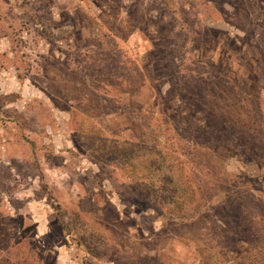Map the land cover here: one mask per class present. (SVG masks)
Returning <instances> with one entry per match:
<instances>
[{
	"label": "rangeland",
	"instance_id": "obj_1",
	"mask_svg": "<svg viewBox=\"0 0 264 264\" xmlns=\"http://www.w3.org/2000/svg\"><path fill=\"white\" fill-rule=\"evenodd\" d=\"M0 264H264V0H0Z\"/></svg>",
	"mask_w": 264,
	"mask_h": 264
},
{
	"label": "trees",
	"instance_id": "obj_2",
	"mask_svg": "<svg viewBox=\"0 0 264 264\" xmlns=\"http://www.w3.org/2000/svg\"><path fill=\"white\" fill-rule=\"evenodd\" d=\"M125 158L127 160L126 164L132 163L130 157L126 156ZM148 167L151 171L154 170L153 165L151 166V164H149ZM75 232L82 245L86 248L88 254L92 257L101 258L110 254L111 245L109 242L101 233L88 226L84 220H77L75 224Z\"/></svg>",
	"mask_w": 264,
	"mask_h": 264
}]
</instances>
